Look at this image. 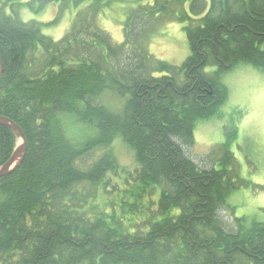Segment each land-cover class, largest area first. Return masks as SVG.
Segmentation results:
<instances>
[{"label":"trees","instance_id":"obj_1","mask_svg":"<svg viewBox=\"0 0 264 264\" xmlns=\"http://www.w3.org/2000/svg\"><path fill=\"white\" fill-rule=\"evenodd\" d=\"M114 2L0 0V117L26 141L0 178V264H264V221L219 215L243 185L233 155L221 147L204 169L184 150L197 121L220 116L225 73L264 72V0H140L119 44L100 24ZM53 4L57 16L75 10L58 40L21 16ZM172 22L189 50L178 66L149 52ZM116 139L132 167L117 162ZM16 146L0 125V167Z\"/></svg>","mask_w":264,"mask_h":264},{"label":"rangeland","instance_id":"obj_2","mask_svg":"<svg viewBox=\"0 0 264 264\" xmlns=\"http://www.w3.org/2000/svg\"><path fill=\"white\" fill-rule=\"evenodd\" d=\"M140 0H116L100 17L101 28L111 37L113 43L122 41V22L130 6ZM56 4L44 7L33 15L27 9L21 11L24 20L34 19L42 23H51L42 28V33L58 40L67 30L74 14L68 8L57 16ZM55 20V21H54ZM149 52L158 60L178 66L189 54L183 25L169 23L156 36L149 46ZM214 68L207 69L210 72ZM226 86L228 97L220 109V116L210 120H200L193 128V145L184 148L186 156L200 168L209 169L211 154L218 157L221 147H227L233 155L239 179L243 185L229 194L225 209L219 211L222 219L232 224V218H245L257 222L264 221V72L249 66L239 65L221 77ZM102 102L118 111L124 101L118 100L110 92H103ZM78 135L85 130L75 126ZM113 154L123 167H132L131 153L123 143L116 139ZM210 156V157H209ZM216 160V159H214ZM212 167H216L213 162ZM232 216V217H231Z\"/></svg>","mask_w":264,"mask_h":264},{"label":"water","instance_id":"obj_3","mask_svg":"<svg viewBox=\"0 0 264 264\" xmlns=\"http://www.w3.org/2000/svg\"><path fill=\"white\" fill-rule=\"evenodd\" d=\"M2 75V63L0 60V77ZM0 125L8 128L17 139L18 146L12 153L9 160L0 167V178L9 175L22 163L26 154V141L21 129L7 118L0 117Z\"/></svg>","mask_w":264,"mask_h":264},{"label":"bare ground","instance_id":"obj_4","mask_svg":"<svg viewBox=\"0 0 264 264\" xmlns=\"http://www.w3.org/2000/svg\"><path fill=\"white\" fill-rule=\"evenodd\" d=\"M13 123H14V122H13ZM14 124H15V123H14ZM15 125H16V124H15ZM17 146H18V144H17ZM17 146H16V147H17ZM15 149H16V148H15ZM15 169H16V168H15ZM15 169H14V170H15ZM14 170H13V171H14ZM5 176H6V175H5ZM3 177H4V176H3Z\"/></svg>","mask_w":264,"mask_h":264}]
</instances>
